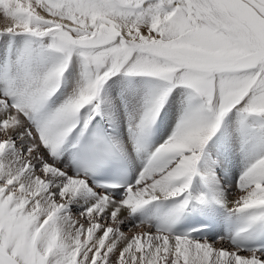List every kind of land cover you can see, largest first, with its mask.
Segmentation results:
<instances>
[{
	"label": "snow or ice",
	"instance_id": "1",
	"mask_svg": "<svg viewBox=\"0 0 264 264\" xmlns=\"http://www.w3.org/2000/svg\"><path fill=\"white\" fill-rule=\"evenodd\" d=\"M0 264H264V0H0Z\"/></svg>",
	"mask_w": 264,
	"mask_h": 264
}]
</instances>
